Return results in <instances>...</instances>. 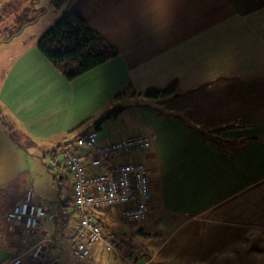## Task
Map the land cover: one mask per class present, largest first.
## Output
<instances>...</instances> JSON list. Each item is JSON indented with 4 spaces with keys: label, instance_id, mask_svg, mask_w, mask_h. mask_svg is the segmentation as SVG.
Listing matches in <instances>:
<instances>
[{
    "label": "crops",
    "instance_id": "1",
    "mask_svg": "<svg viewBox=\"0 0 264 264\" xmlns=\"http://www.w3.org/2000/svg\"><path fill=\"white\" fill-rule=\"evenodd\" d=\"M71 7L117 54L72 80L36 41L17 38L20 33L0 40L5 47L0 113L16 121L35 153L55 150L51 157L58 169L56 151L71 144L66 132L73 139L76 132L94 129L98 140L111 141V135L101 133V121L93 126L101 113L121 96L150 100L142 128L153 141L142 158L152 186L151 210L139 223L124 220L132 225L125 232L109 223L111 214L122 219L119 207L101 209L104 221L94 210L103 229L118 237L121 250L136 264L150 258L156 264H183L164 252L170 235L181 229L196 234L194 239L208 234L194 242L187 255L191 264H242L248 241L249 248L264 252V245L254 243V234L264 237V0H74ZM157 20L165 26L158 27ZM171 81L175 95L142 93ZM65 171L57 173L58 179L68 175L71 192L73 182ZM15 179L0 187V264L45 237L40 257L24 253L22 264H129L99 245L88 259L70 258L62 240L74 218L65 231L53 224L52 204L43 205L35 193L33 202L54 217L32 230L4 226V210L31 188L23 172ZM213 243L224 248L216 251Z\"/></svg>",
    "mask_w": 264,
    "mask_h": 264
},
{
    "label": "built area",
    "instance_id": "2",
    "mask_svg": "<svg viewBox=\"0 0 264 264\" xmlns=\"http://www.w3.org/2000/svg\"><path fill=\"white\" fill-rule=\"evenodd\" d=\"M94 129L75 134L73 142L63 144V167L71 180V207L76 212L73 227L62 240L70 258L88 259L94 245L115 253L129 264H136L132 254L121 250L120 242L103 229L94 210L118 208V215L130 223H139L151 210L152 192L149 170L142 154L151 146L152 135L135 133L111 141H100ZM27 189L23 197L5 212L9 224L32 230L54 216L42 204L33 202ZM47 237L36 241L25 253L36 260ZM24 254V253H23ZM23 254H15L6 264H22ZM141 264H154L150 259Z\"/></svg>",
    "mask_w": 264,
    "mask_h": 264
},
{
    "label": "rangeland",
    "instance_id": "3",
    "mask_svg": "<svg viewBox=\"0 0 264 264\" xmlns=\"http://www.w3.org/2000/svg\"><path fill=\"white\" fill-rule=\"evenodd\" d=\"M31 1H34V6L42 8L41 13L36 16L35 21L23 25L19 32L16 31L10 38L20 33L17 38H26L28 43H34V41H37L34 40V35H36L38 39L42 32L55 22V19L65 8L64 5L56 7L52 3V0H10L11 5L8 4L9 0H2L0 2V38L7 37L11 34L15 26V20L17 19L16 15L21 13L22 7L30 5ZM13 3L16 4L13 6ZM36 12L37 11H35V13ZM26 14L27 17L33 16L34 9L26 11ZM3 46L4 45L0 47V53L1 50L5 49ZM3 66H5L4 62H2V67ZM1 71L4 72V67ZM116 101H113V104L109 105L108 108L101 113V117H99V120H101V127H99L102 131L101 133L111 135L110 137L113 138L112 140H118L131 134L145 132L144 128H142V121L143 118H148L151 113L147 105L148 100H144V97L135 99L133 97L121 96ZM149 102L151 101L149 100L148 104H150ZM122 105H124V108L118 109V107ZM9 127H11L12 134H14L13 136L9 133ZM19 128L20 127L13 118L5 115V113H0V187L2 188L1 185L4 184L3 182L5 180H9V177L16 180V175L23 172L26 176V180H28L25 185L31 187L29 189L33 191V194L35 193L37 195V200L43 205L45 203L52 204V210L55 214L52 222L53 224L57 223L65 231L72 226V221L76 216V212L69 208L62 214L63 211L61 210L62 205H60V201L68 202L72 195L69 189V176L65 175L66 178L62 181L58 179L57 173H59V175H64L66 172L62 167V161L64 160L63 155L56 151V162L60 164V168L57 169L51 157L53 153H55V150H51L50 147L48 150H45V152L40 151L39 153H35L34 143L28 139V137H25L24 134H20L22 132ZM3 131L7 133V138L3 137L6 136ZM77 133L78 132L75 134ZM70 135L72 134L70 133ZM66 136L65 139L72 143L73 139L69 136V132H66ZM39 146L42 147L41 144ZM53 147L54 149L56 148L55 146ZM4 212H6V209ZM97 212L100 219L103 221L108 219L103 210L99 209ZM5 215L3 219L4 226L9 227L17 225L9 224L5 220ZM111 217L113 220L109 221V223L110 226H113L115 229L124 231L125 228L132 226L131 224L125 223L123 219H119L114 214H111ZM110 226L108 224V231L111 229ZM195 235L196 234L188 233L186 229L178 230L170 235V241L164 248L165 255H168V259L178 263L191 264L187 255L192 253V248L195 246L194 242L201 239L205 240L208 234H202L200 237L197 236L194 239ZM254 235L257 236L254 243L256 242L258 245H264V237L259 233ZM113 237L119 241L117 236L114 235ZM235 242L240 244L238 240H232L231 244L233 245ZM247 244L248 249L245 252L242 264H264V252L259 253L249 248L251 246L250 244H252L251 241H248ZM212 246H214L213 248L216 251H220L224 248L221 243H213ZM58 250L60 251V249ZM116 260L119 261L120 259L116 257ZM150 260L156 264V259L150 258Z\"/></svg>",
    "mask_w": 264,
    "mask_h": 264
},
{
    "label": "trees",
    "instance_id": "4",
    "mask_svg": "<svg viewBox=\"0 0 264 264\" xmlns=\"http://www.w3.org/2000/svg\"><path fill=\"white\" fill-rule=\"evenodd\" d=\"M74 0H52L56 7L65 5L64 10L55 19L52 25L45 29L37 39V48L45 57L57 67L58 71L67 79H72L77 75L111 59L117 54V49L108 43L101 34L92 29L76 11L71 7ZM8 4L11 5L10 0ZM13 3L12 5L14 6ZM21 13L16 15L13 31L7 37L0 38L8 40L16 31L28 22L35 21L36 16L42 11L41 7L34 6V1L28 6L22 7ZM34 15L27 17L26 11L33 10ZM35 11H37L35 13ZM1 15V14H0ZM129 89V88H128ZM176 82L171 81L162 88H147L142 93L147 97H158L175 95ZM133 93V92H131ZM101 120H95L93 126L99 127ZM6 123V122H5ZM12 134L11 127L8 128ZM14 134H12L13 136ZM14 138V137H13ZM15 139V138H14ZM63 203V202H62ZM60 203L61 210L72 209L69 203ZM64 205V206H63ZM67 206V207H66ZM98 220V219H97ZM37 264H39L37 262Z\"/></svg>",
    "mask_w": 264,
    "mask_h": 264
},
{
    "label": "clouds",
    "instance_id": "5",
    "mask_svg": "<svg viewBox=\"0 0 264 264\" xmlns=\"http://www.w3.org/2000/svg\"><path fill=\"white\" fill-rule=\"evenodd\" d=\"M155 23L160 28H163L165 26V22L163 20H157L155 21Z\"/></svg>",
    "mask_w": 264,
    "mask_h": 264
},
{
    "label": "water",
    "instance_id": "6",
    "mask_svg": "<svg viewBox=\"0 0 264 264\" xmlns=\"http://www.w3.org/2000/svg\"><path fill=\"white\" fill-rule=\"evenodd\" d=\"M85 130L81 131L80 133L84 132ZM59 262L57 260H52L49 264H58Z\"/></svg>",
    "mask_w": 264,
    "mask_h": 264
}]
</instances>
